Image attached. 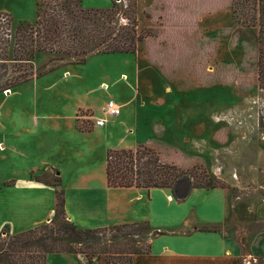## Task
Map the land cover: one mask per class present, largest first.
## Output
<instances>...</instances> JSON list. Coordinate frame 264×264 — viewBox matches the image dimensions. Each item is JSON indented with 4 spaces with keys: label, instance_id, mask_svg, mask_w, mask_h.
<instances>
[{
    "label": "rangeland",
    "instance_id": "obj_1",
    "mask_svg": "<svg viewBox=\"0 0 264 264\" xmlns=\"http://www.w3.org/2000/svg\"><path fill=\"white\" fill-rule=\"evenodd\" d=\"M103 1L83 0V7L111 8L104 9ZM112 1L117 3L120 23L128 22L135 11L139 30L154 31L155 36L141 43L135 54L96 53L86 64H73L67 56L37 53L35 72L46 66L57 69L0 93V218H5L6 181L43 177L54 183L59 175L48 166L57 161L64 171L72 170L70 178L86 171L102 172L108 149L136 150L141 145L156 149L163 162L175 163L187 174L199 167L195 172L213 177L218 189H225L235 203L245 206L257 199L264 188L258 28L238 24L232 0ZM38 2L0 0V12L13 18L11 35L22 23L35 24ZM127 5L130 8L125 10ZM238 12L253 13L240 6ZM9 72L5 81L14 75L12 68ZM110 101L121 106L120 116L104 112ZM98 118L110 124L93 132ZM36 120L42 123L38 129L33 126ZM74 123L88 133H71ZM41 132L42 148L35 139ZM57 136L65 142L60 148ZM190 203L173 196L167 208L155 199L151 217L176 231ZM209 206L216 207V202ZM248 218L235 215L225 225H217V231L245 242L260 229L251 215ZM7 231L0 232L2 238ZM254 259L249 263L243 259V264H264V258Z\"/></svg>",
    "mask_w": 264,
    "mask_h": 264
},
{
    "label": "trees",
    "instance_id": "obj_2",
    "mask_svg": "<svg viewBox=\"0 0 264 264\" xmlns=\"http://www.w3.org/2000/svg\"><path fill=\"white\" fill-rule=\"evenodd\" d=\"M115 3L101 10L84 8L83 0H39L35 24H20L14 36L11 35L13 18L0 12V93L57 69L46 66L35 72L33 61L37 53L67 56L73 59V64H86L88 57L96 53L135 54L141 43L155 36L154 31L139 30L135 11L128 16V22L120 23ZM231 6L239 25L258 28V82L264 89V0H232ZM239 6L253 13L239 14ZM123 8L127 10L130 5ZM11 47L13 65L9 67ZM11 68L14 75L5 81ZM78 129L86 131L84 127ZM198 169L193 167L187 174L179 165L163 162L160 152L148 145L136 150L110 149L106 158V176L111 188L166 189L174 193L183 178L190 180L193 189L218 188L213 177L206 172L198 175L195 172ZM36 179L57 189L55 215L50 222L26 231L16 234L7 231L5 238L0 234V264H48L51 254L84 256L89 264L100 255L105 257L106 264H134L136 255L152 252L151 240L165 234L158 232L150 221L82 229L67 218L60 177L54 183L43 177ZM212 228L204 226L200 230L219 229Z\"/></svg>",
    "mask_w": 264,
    "mask_h": 264
},
{
    "label": "crops",
    "instance_id": "obj_3",
    "mask_svg": "<svg viewBox=\"0 0 264 264\" xmlns=\"http://www.w3.org/2000/svg\"><path fill=\"white\" fill-rule=\"evenodd\" d=\"M103 2H105L103 8L106 7L104 9L112 7V0ZM102 5L100 3L98 6ZM94 122L93 132L96 128L106 129L110 124L108 120L104 126H97ZM33 126L38 129L42 123L36 120ZM69 131L82 135L88 133L78 130L76 123ZM35 139L38 146L44 147L45 138L42 132ZM60 139L56 137V147L59 148L65 144ZM58 162L48 166V169H56L65 190L67 218L78 227L97 229L150 221L155 229L165 232L153 240L150 254L136 255L133 258L134 264H243V259L249 263L250 258H257L254 261L264 258V188L257 199L245 202V206L243 202L239 204L235 203L234 199L229 200L227 191L218 188H191L189 194L181 199L176 193L166 189L111 188L107 182L106 162L102 172L95 170L81 172L73 178L68 177L72 170L64 171ZM56 190L55 187L31 177L6 181L3 192L5 218H0V232L7 228L12 234H16L51 221L57 208ZM173 196L177 201L191 203L190 211H187L183 221L176 224L179 229L169 231L167 226L155 222L151 216L155 199L164 201L168 208ZM246 200L247 198L244 201ZM215 202L216 207L209 206ZM0 205H3V202H0ZM205 208L208 210L203 212ZM235 215L247 216L248 220L251 215L256 221L253 223L259 225L260 229L249 235L245 242L235 239L225 231L200 230L204 226L225 225L233 220ZM162 226L168 230H161ZM94 261L95 264H106L103 255L97 256ZM85 262V258L75 254H51L48 260V264H86Z\"/></svg>",
    "mask_w": 264,
    "mask_h": 264
},
{
    "label": "built area",
    "instance_id": "obj_4",
    "mask_svg": "<svg viewBox=\"0 0 264 264\" xmlns=\"http://www.w3.org/2000/svg\"><path fill=\"white\" fill-rule=\"evenodd\" d=\"M104 112L108 115H112L113 117H117L121 114V106L116 104L114 101H110L105 107ZM94 123L97 126H104L106 125L107 120L104 118H98Z\"/></svg>",
    "mask_w": 264,
    "mask_h": 264
},
{
    "label": "water",
    "instance_id": "obj_5",
    "mask_svg": "<svg viewBox=\"0 0 264 264\" xmlns=\"http://www.w3.org/2000/svg\"><path fill=\"white\" fill-rule=\"evenodd\" d=\"M191 188H192V185H191L190 180L188 179L181 180L175 188V193L178 195L179 198L182 199V198H185L189 194Z\"/></svg>",
    "mask_w": 264,
    "mask_h": 264
}]
</instances>
